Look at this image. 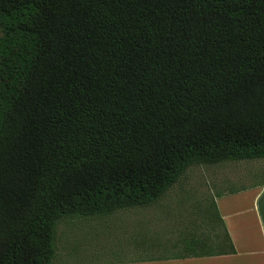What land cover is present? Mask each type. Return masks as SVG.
I'll use <instances>...</instances> for the list:
<instances>
[{"label": "trees", "instance_id": "obj_1", "mask_svg": "<svg viewBox=\"0 0 264 264\" xmlns=\"http://www.w3.org/2000/svg\"><path fill=\"white\" fill-rule=\"evenodd\" d=\"M262 159L264 0H0V264H52L58 224Z\"/></svg>", "mask_w": 264, "mask_h": 264}, {"label": "rangeland", "instance_id": "obj_2", "mask_svg": "<svg viewBox=\"0 0 264 264\" xmlns=\"http://www.w3.org/2000/svg\"><path fill=\"white\" fill-rule=\"evenodd\" d=\"M245 173H254L256 182L264 179V159L213 167H192L163 200L149 208L60 223L56 227V256L52 264H104L124 258L122 255L133 251L142 236L140 231H134V227L130 229L137 221L159 222V230H154L149 236L151 241H154L155 236L159 241H169L176 235L175 231L179 233L183 229L185 232L210 230L215 226L214 197L237 187L230 181L231 176ZM218 174L226 179L224 187H219ZM204 218L211 220L212 224L209 225Z\"/></svg>", "mask_w": 264, "mask_h": 264}, {"label": "crops", "instance_id": "obj_3", "mask_svg": "<svg viewBox=\"0 0 264 264\" xmlns=\"http://www.w3.org/2000/svg\"><path fill=\"white\" fill-rule=\"evenodd\" d=\"M217 178L219 187H224L227 183L225 177L218 174ZM254 178V173L230 177L237 187L214 197L220 222L214 217L215 226L210 230L185 232L183 229L178 230L179 233L175 231L176 235L169 241H159L157 236L151 241L149 236L159 230V222L137 221L130 229L134 227V231H140L142 236L133 251L121 254L122 259L104 264H264V179L256 182ZM204 219L212 224L208 218ZM225 234L233 247V254H226L228 249L221 254L217 247ZM194 239L205 240L206 248L190 246ZM201 253L215 255L195 256Z\"/></svg>", "mask_w": 264, "mask_h": 264}]
</instances>
